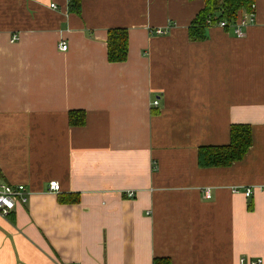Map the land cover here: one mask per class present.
<instances>
[{
  "label": "crops",
  "instance_id": "obj_1",
  "mask_svg": "<svg viewBox=\"0 0 264 264\" xmlns=\"http://www.w3.org/2000/svg\"><path fill=\"white\" fill-rule=\"evenodd\" d=\"M203 8L0 0V186L30 193L0 215V264H264V0L243 38L212 26L193 42ZM116 29L129 52L114 64ZM234 125L252 129L245 158L199 167Z\"/></svg>",
  "mask_w": 264,
  "mask_h": 264
},
{
  "label": "trees",
  "instance_id": "obj_2",
  "mask_svg": "<svg viewBox=\"0 0 264 264\" xmlns=\"http://www.w3.org/2000/svg\"><path fill=\"white\" fill-rule=\"evenodd\" d=\"M196 1V0H191ZM204 8L192 21L188 28L189 39L193 42H203L207 36V30L217 26L221 21L228 25L236 22L242 14L252 11L255 0H201ZM70 14L80 16L82 13V0H68ZM108 59L117 64L127 60L129 52V33L125 29L111 30L108 33ZM70 114L71 126H83L85 113ZM253 145V132L250 126L234 125L230 131V143L224 146H205L198 152V164L203 169L228 168L234 163L242 161ZM155 264H164L156 260ZM166 264H170L166 261Z\"/></svg>",
  "mask_w": 264,
  "mask_h": 264
},
{
  "label": "built area",
  "instance_id": "obj_3",
  "mask_svg": "<svg viewBox=\"0 0 264 264\" xmlns=\"http://www.w3.org/2000/svg\"><path fill=\"white\" fill-rule=\"evenodd\" d=\"M53 8H55L54 5H52ZM255 21V5L252 6V11L249 13L242 14L239 20L232 23L231 25H228L227 22L221 21L217 24L218 27L222 29H228L232 25L234 28V33L239 38H243L245 36V33L243 31L244 28L248 27L250 24L254 23ZM157 35H163L166 34L163 30H157ZM61 51H67L68 45L63 42L60 44ZM159 103L158 101L154 102L153 105L157 106ZM48 192L57 194L61 192V185L53 181L48 186ZM129 196H133V193H129ZM29 191L24 185H2L0 186V215L3 218L9 219L11 215L13 214L14 210L18 206V204H26L28 202L29 198ZM247 197L251 195V191L247 190L246 192ZM205 197L206 199L211 198V190L206 189L205 190ZM240 264H263L262 260H249L246 259H240Z\"/></svg>",
  "mask_w": 264,
  "mask_h": 264
}]
</instances>
